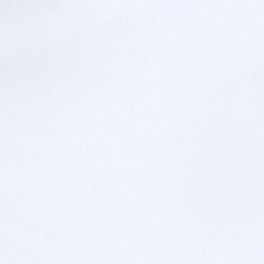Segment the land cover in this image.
<instances>
[{"label": "snow or ice", "instance_id": "snow-or-ice-1", "mask_svg": "<svg viewBox=\"0 0 264 264\" xmlns=\"http://www.w3.org/2000/svg\"><path fill=\"white\" fill-rule=\"evenodd\" d=\"M0 264H264V0H0Z\"/></svg>", "mask_w": 264, "mask_h": 264}]
</instances>
